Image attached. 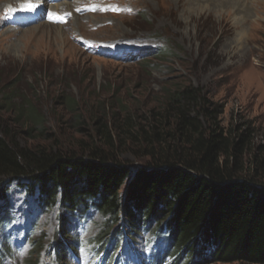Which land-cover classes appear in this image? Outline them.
Masks as SVG:
<instances>
[{
	"label": "rangeland",
	"instance_id": "rangeland-1",
	"mask_svg": "<svg viewBox=\"0 0 264 264\" xmlns=\"http://www.w3.org/2000/svg\"><path fill=\"white\" fill-rule=\"evenodd\" d=\"M8 1L0 0V125L20 130L22 143L89 139L94 115L128 109L139 121L162 109L167 90L194 86L223 107L225 127L250 124L255 145L263 144L264 0H244L246 7L234 0H196L194 13L180 0H66L50 4L66 5L57 14L49 8L28 26H18L16 18L34 12L39 1ZM62 96L76 99L79 111L62 105ZM25 104L44 120L43 134L26 138L27 128L16 124ZM122 157L142 166L132 152L124 150ZM10 189L13 251L5 264H151L165 246L157 233L142 230L106 256L94 240L108 217L93 210L71 225L80 247L73 251L60 234L58 206L43 210L18 181ZM59 239L67 253L63 262L54 249ZM207 263L226 264H192Z\"/></svg>",
	"mask_w": 264,
	"mask_h": 264
},
{
	"label": "trees",
	"instance_id": "trees-1",
	"mask_svg": "<svg viewBox=\"0 0 264 264\" xmlns=\"http://www.w3.org/2000/svg\"><path fill=\"white\" fill-rule=\"evenodd\" d=\"M60 99L79 111L73 97ZM165 99L139 121L128 109L94 115L92 137L69 144L29 146L20 130L0 125V264L11 256L5 235L14 181L43 210L60 208V234L73 251L79 239L71 225L94 210L108 217L94 240L106 256L150 229L165 241L151 264H264V142L255 145L250 124L225 127L223 107L202 88L167 90ZM26 106L18 107L16 124L27 128L26 138L43 134L44 120ZM124 150L142 166L124 160ZM62 243L54 248L61 262Z\"/></svg>",
	"mask_w": 264,
	"mask_h": 264
},
{
	"label": "bare ground",
	"instance_id": "bare-ground-1",
	"mask_svg": "<svg viewBox=\"0 0 264 264\" xmlns=\"http://www.w3.org/2000/svg\"><path fill=\"white\" fill-rule=\"evenodd\" d=\"M13 0H10V1H8V2H12ZM17 1H22V0H17ZM32 1V0H31ZM39 1V0H38ZM181 2H184V4L186 3L187 4V7H186V9H188L191 13H194V9H193V7H194V1H196V0H180ZM236 3H238L239 4V6L240 7H246L245 6V1L244 0H234ZM30 2V1H29ZM33 2V1H32ZM201 2V1H200ZM66 6V5H65ZM65 6H63V7H60V6H54L52 9H53V11L54 12H58L59 10H62ZM68 6V5H67ZM44 6H40V9H42ZM190 7V8H189ZM59 8V9H58ZM61 8V9H60ZM18 10V9H17ZM57 14V13H56ZM202 14V13H201ZM201 14H199V15H201ZM17 16V15H16ZM202 16V15H201ZM200 17V16H199ZM57 27V26H56ZM58 29L60 28V27H57ZM59 31H57V35H55L56 37H58L59 36ZM63 33V32H62Z\"/></svg>",
	"mask_w": 264,
	"mask_h": 264
},
{
	"label": "snow or ice",
	"instance_id": "snow-or-ice-1",
	"mask_svg": "<svg viewBox=\"0 0 264 264\" xmlns=\"http://www.w3.org/2000/svg\"><path fill=\"white\" fill-rule=\"evenodd\" d=\"M94 10V9H93ZM129 12L131 11L130 9L128 10ZM61 22H63L62 18H61Z\"/></svg>",
	"mask_w": 264,
	"mask_h": 264
}]
</instances>
